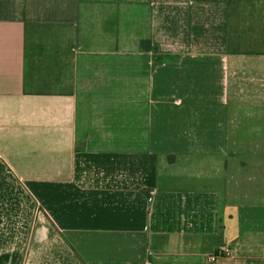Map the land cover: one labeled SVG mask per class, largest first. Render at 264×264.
<instances>
[{
    "label": "crops",
    "instance_id": "1",
    "mask_svg": "<svg viewBox=\"0 0 264 264\" xmlns=\"http://www.w3.org/2000/svg\"><path fill=\"white\" fill-rule=\"evenodd\" d=\"M231 13L0 0V264H264V26Z\"/></svg>",
    "mask_w": 264,
    "mask_h": 264
},
{
    "label": "rangeland",
    "instance_id": "2",
    "mask_svg": "<svg viewBox=\"0 0 264 264\" xmlns=\"http://www.w3.org/2000/svg\"><path fill=\"white\" fill-rule=\"evenodd\" d=\"M230 9L233 25L237 26L240 31L246 29L245 25L250 27L249 31L252 25L256 31L257 26H264V0H230ZM258 39L262 40V37ZM246 46L243 44V47ZM249 46L264 50L262 43L249 44Z\"/></svg>",
    "mask_w": 264,
    "mask_h": 264
},
{
    "label": "built area",
    "instance_id": "3",
    "mask_svg": "<svg viewBox=\"0 0 264 264\" xmlns=\"http://www.w3.org/2000/svg\"><path fill=\"white\" fill-rule=\"evenodd\" d=\"M220 249H221V250H224V248H223V247H221ZM208 259H209V261L213 262V261H215V260H216V256H215V255H213V256H210Z\"/></svg>",
    "mask_w": 264,
    "mask_h": 264
},
{
    "label": "trees",
    "instance_id": "4",
    "mask_svg": "<svg viewBox=\"0 0 264 264\" xmlns=\"http://www.w3.org/2000/svg\"><path fill=\"white\" fill-rule=\"evenodd\" d=\"M170 158H172V156H169Z\"/></svg>",
    "mask_w": 264,
    "mask_h": 264
}]
</instances>
